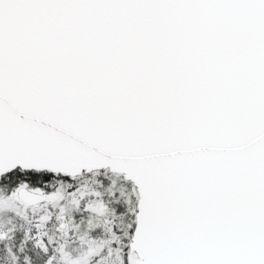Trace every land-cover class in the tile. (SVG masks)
Listing matches in <instances>:
<instances>
[{
	"label": "snow or ice",
	"instance_id": "snow-or-ice-1",
	"mask_svg": "<svg viewBox=\"0 0 264 264\" xmlns=\"http://www.w3.org/2000/svg\"><path fill=\"white\" fill-rule=\"evenodd\" d=\"M0 264H264V0H0Z\"/></svg>",
	"mask_w": 264,
	"mask_h": 264
}]
</instances>
